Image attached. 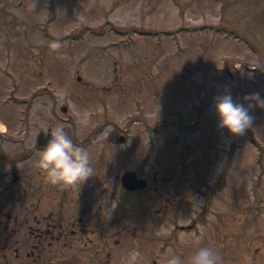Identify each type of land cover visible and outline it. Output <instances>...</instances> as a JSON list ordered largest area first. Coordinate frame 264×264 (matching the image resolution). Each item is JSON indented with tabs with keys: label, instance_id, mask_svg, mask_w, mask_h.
Instances as JSON below:
<instances>
[{
	"label": "rangeland",
	"instance_id": "rangeland-1",
	"mask_svg": "<svg viewBox=\"0 0 264 264\" xmlns=\"http://www.w3.org/2000/svg\"><path fill=\"white\" fill-rule=\"evenodd\" d=\"M47 2L0 0V192L16 193L20 139L54 111L52 127L89 140L103 161L117 196L105 202L117 225L106 233L124 242L121 264L134 248L137 264L170 253L188 264L203 245L220 264H264V108H251L253 125L238 136L214 111L224 92L245 103L264 93V0H52L54 12ZM134 160L157 190L116 193L115 176Z\"/></svg>",
	"mask_w": 264,
	"mask_h": 264
},
{
	"label": "flooded vegetation",
	"instance_id": "flooded-vegetation-1",
	"mask_svg": "<svg viewBox=\"0 0 264 264\" xmlns=\"http://www.w3.org/2000/svg\"><path fill=\"white\" fill-rule=\"evenodd\" d=\"M47 1L46 7L50 9L52 0ZM49 115L57 119L54 111H50ZM52 119L47 121L48 125L45 123L44 127L38 129L34 138L21 137V143L26 147L16 155V166H20L17 175L15 173L12 178L17 191L14 194L7 187L0 192L1 200H6L10 206L14 203L17 205L7 207L5 202V206L0 207V264H121L124 242L112 239V234L106 233V230L112 231L117 225L114 208H105V202L116 200L117 196L109 187L112 183L103 181L105 166L100 156L91 161L93 174L79 185L50 183L44 170L37 164L39 149L46 145L55 125ZM103 125L115 127L114 122ZM6 133V130L0 133V141H3ZM69 135L75 143L88 146L89 140L76 139L71 133ZM114 139L119 144L126 141L123 135ZM0 160L7 165V157L1 147ZM0 172L7 178V170ZM145 172L137 168L135 160L131 161L129 169L115 176L113 184L119 190L116 193L132 197L150 189L157 190L151 188L156 185L157 178ZM126 173L145 180V187L132 189L124 186L122 178ZM106 221L109 226L105 225ZM195 226L196 221L180 229L192 230Z\"/></svg>",
	"mask_w": 264,
	"mask_h": 264
},
{
	"label": "clouds",
	"instance_id": "clouds-1",
	"mask_svg": "<svg viewBox=\"0 0 264 264\" xmlns=\"http://www.w3.org/2000/svg\"><path fill=\"white\" fill-rule=\"evenodd\" d=\"M53 46L61 47L60 41H54ZM247 103L237 101L230 91L224 92L214 98V111L218 127L226 130L232 136L245 133L254 122L252 107L264 108V93L259 91L249 93L244 98ZM111 126L105 130L107 136ZM51 136L46 145L39 149L40 156L37 164L41 167L46 178L53 184L79 185L93 174L92 157L89 149L74 142L65 130L63 124H58L50 131ZM191 239L199 240L196 233ZM142 253L139 248L130 251L127 264H137ZM219 252L210 245H203L192 253L188 264H220ZM165 264H184L183 258L175 253H170Z\"/></svg>",
	"mask_w": 264,
	"mask_h": 264
},
{
	"label": "water",
	"instance_id": "water-1",
	"mask_svg": "<svg viewBox=\"0 0 264 264\" xmlns=\"http://www.w3.org/2000/svg\"><path fill=\"white\" fill-rule=\"evenodd\" d=\"M80 80V78H78ZM144 180L137 179L135 174H126L123 176V184L128 188H143L145 186Z\"/></svg>",
	"mask_w": 264,
	"mask_h": 264
}]
</instances>
